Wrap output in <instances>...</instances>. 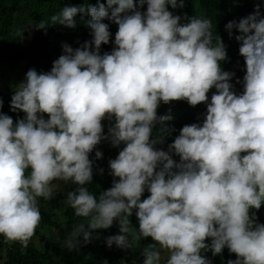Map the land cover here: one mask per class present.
<instances>
[{"label":"clouds","instance_id":"1","mask_svg":"<svg viewBox=\"0 0 264 264\" xmlns=\"http://www.w3.org/2000/svg\"><path fill=\"white\" fill-rule=\"evenodd\" d=\"M185 2L97 0L29 25L75 29L76 17L86 16L92 39L75 49L64 43L50 71L26 72L10 101L22 118L4 113L0 98V236L6 243L28 247L42 221L40 200L51 201L54 182H62L75 185L66 205L88 221L71 230L64 242L69 252L115 224L118 233L105 238L108 248L128 250L151 239L142 264H212L205 253L216 257L225 248L236 257L228 264H264V223L257 216L264 206V14L257 3L253 13L225 25L230 38L234 29L239 33L246 68L237 94L230 82L235 72L221 67L227 51L220 36L214 39L211 20L169 10ZM106 19L118 30L112 51L101 54L112 36ZM179 101L205 104L206 116L202 124L184 125L165 151L156 145L175 129L166 123L173 117L158 109ZM157 125H164L163 134L154 133ZM102 141L123 148L109 161L112 186L97 196L88 187L90 156L95 151L102 158Z\"/></svg>","mask_w":264,"mask_h":264},{"label":"trees","instance_id":"2","mask_svg":"<svg viewBox=\"0 0 264 264\" xmlns=\"http://www.w3.org/2000/svg\"><path fill=\"white\" fill-rule=\"evenodd\" d=\"M100 2L106 3V0H100ZM85 3L96 5L97 0H0V67L8 71L17 68L23 70L34 68L37 72H48L51 70L53 61L63 54L64 43L75 49L85 41H90L92 37L90 29L86 26L88 19L86 16L83 20L80 15L76 17L75 29H68L59 24L50 25L46 30L29 28L33 21L49 20L65 6H80ZM257 3L260 4L261 13L264 14V0H240L235 4L231 0H186L183 8L169 9L182 17L199 16L211 20L214 39L220 36L227 51L228 60L221 62V67L225 71L235 72V77L230 82L237 94L243 92L246 68L244 58L239 54L240 45L235 40V35L239 33L234 29L233 36L230 38L225 25L232 20L238 22L241 18L253 13ZM142 11H146V5ZM104 22L109 24L112 36L108 45H102L101 54L112 51L115 33L118 30L116 24L107 19ZM181 22L186 21L182 19ZM0 73L2 74V71ZM237 79L241 82L236 83ZM14 91L3 88L0 83L2 110L15 121L22 118L24 114L10 110L11 96ZM215 91L212 89L209 92V100ZM206 108L205 104L191 107L186 101L173 102L169 105L161 104L158 114L171 115L173 119L166 123L175 131L164 134L165 143L156 147L167 151L168 144L174 141L184 125L202 124L206 116ZM45 118L47 119L46 116ZM104 125L105 134H107L109 122L104 121ZM163 127L164 125H157L154 133L163 134L159 131ZM122 148L123 145L114 148L110 142L102 141L97 146V150L103 153L102 158L97 160L95 151L91 154L90 159L94 161L93 181L88 187L95 195L99 196L102 191L112 186L113 177L109 175V161L115 159ZM173 159L179 161L178 156L173 155ZM101 169L103 172L100 171ZM62 187L64 191L56 192L51 201L40 200L42 221L27 248H22L18 242L8 244L0 236V264H87V262L88 264H142L141 252L145 245L152 242L151 239L134 241L133 246L128 250H121L115 245L108 248L105 238L118 233V226L115 224L111 229L94 231L91 243L82 246L78 252H69L64 242L71 230L76 225L88 221L77 217L74 210L66 205L67 192L74 190L75 185L63 184ZM148 195L146 191L143 198H147ZM257 216L258 222L264 223V206L257 212ZM130 219L131 223L138 228L135 215ZM205 255L212 264H228L229 260L236 258L226 248L220 256L213 257L210 251Z\"/></svg>","mask_w":264,"mask_h":264},{"label":"rangeland","instance_id":"3","mask_svg":"<svg viewBox=\"0 0 264 264\" xmlns=\"http://www.w3.org/2000/svg\"><path fill=\"white\" fill-rule=\"evenodd\" d=\"M2 71V74L0 73V83L2 84L3 88H8L10 90H15L16 86L19 85L22 81L25 80L26 72L28 70H23L21 68L14 69L12 71L6 70L4 67H0V72ZM4 76V77H3ZM55 184H58L59 186L54 188V194L58 191H64L62 189L63 184L62 182H54ZM163 256L166 257V253H162ZM163 262V260H162ZM161 262V263H162ZM88 264V262H87Z\"/></svg>","mask_w":264,"mask_h":264}]
</instances>
